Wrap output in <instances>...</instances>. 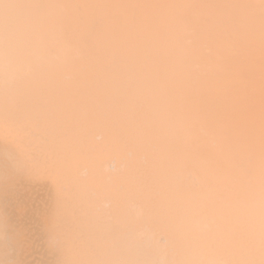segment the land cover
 <instances>
[{
	"label": "snow or ice",
	"instance_id": "snow-or-ice-1",
	"mask_svg": "<svg viewBox=\"0 0 264 264\" xmlns=\"http://www.w3.org/2000/svg\"><path fill=\"white\" fill-rule=\"evenodd\" d=\"M0 140L79 204L74 264L142 220L163 264H264V0H0Z\"/></svg>",
	"mask_w": 264,
	"mask_h": 264
},
{
	"label": "rangeland",
	"instance_id": "rangeland-1",
	"mask_svg": "<svg viewBox=\"0 0 264 264\" xmlns=\"http://www.w3.org/2000/svg\"><path fill=\"white\" fill-rule=\"evenodd\" d=\"M2 142L3 140H0V147L3 149L4 147H2ZM2 152L0 155V238H4L5 235H7L8 237L9 235L6 232L7 230L10 231L12 233H9L10 237L11 235L16 236H12L11 238L9 237V241L14 242V244L17 245L16 249L19 248L15 253V255L17 254L18 256L14 255L15 260H13L12 257L11 260H5V262H3L0 258L3 264H58L59 261H66L67 264H74V262L83 259L82 249L76 244L69 243L64 249L54 246L55 242L87 235L89 226L81 213L79 204L76 202H71L62 205L64 207L58 206L54 198V181L50 176L41 171H27L19 169L10 158H6L9 157L5 155L7 154V152ZM111 163H113V157L111 155H108L99 158L95 162V166L97 168L107 170L108 166ZM116 163L119 165L120 161L116 160ZM33 192L36 195H34ZM24 195H27L26 198L24 197ZM25 204L27 206H25ZM38 206L42 207H40L41 210H39L40 208ZM61 211L63 214L61 213ZM148 222L149 220H147L146 224ZM141 223L142 222L140 221V223H138L137 225L143 226L144 224L142 225ZM151 223L157 225L152 221ZM3 224L7 228L5 232ZM137 225L136 227L138 229ZM149 226L151 227L150 223ZM152 227L151 229L157 230V227ZM159 229H163V227ZM164 230H157L156 232H154V234L139 231V229L136 230L137 237L133 242L132 248L127 258L135 261L136 264H163V262L160 261L161 256L154 246L160 239L164 237V233H166L167 238L171 241V234L167 230ZM162 231H164V233ZM160 232L163 234H161ZM28 250L29 252H27ZM26 257H28V259ZM164 257L165 261L169 259L168 256Z\"/></svg>",
	"mask_w": 264,
	"mask_h": 264
},
{
	"label": "bare ground",
	"instance_id": "bare-ground-1",
	"mask_svg": "<svg viewBox=\"0 0 264 264\" xmlns=\"http://www.w3.org/2000/svg\"><path fill=\"white\" fill-rule=\"evenodd\" d=\"M3 142H5V141H3ZM2 142V147L4 146V144L5 143H3ZM1 144V143H0ZM1 146V145H0ZM1 148V147H0ZM0 151L2 152V153H6L5 151H4V148L2 149H0ZM1 152H0V155H1ZM6 156H8L7 154H5ZM2 158V157H1ZM6 158H9V157H6ZM1 161V160H0ZM20 169V168H19ZM7 170V169H6ZM10 170V169H9ZM16 171V170H15ZM21 171V170H20ZM19 171V172H20ZM18 172V173H19ZM7 173V172H6ZM23 173V172H22ZM9 175V174H8ZM36 175V174H35ZM6 176V175H5ZM46 176V175H45ZM33 177V176H32ZM40 177V176H39ZM13 178V177H12ZM21 178H22V176H21ZM44 178V177H43ZM10 179V178H9ZM51 179V178H50ZM50 179H47V180H50ZM44 180V179H43ZM46 180V179H45ZM7 181V180H6ZM21 181V180H20ZM33 181V180H32ZM37 181V180H36ZM40 181V180H39ZM17 182V181H16ZM43 182V181H42ZM41 182V183H42ZM7 183V182H6ZM18 183V182H17ZM9 184H10V182H9ZM12 184V183H11ZM14 184V183H13ZM37 184V183H36ZM47 184H49V183H47ZM21 185V184H20ZM42 185V184H41ZM24 186V185H23ZM29 186V185H28ZM37 186V185H36ZM18 187V186H17ZM32 187V186H31ZM11 188V187H10ZM13 188V187H12ZM28 188V187H27ZM34 188V187H33ZM5 189V188H4ZM6 189H7V187H6ZM26 189V188H25ZM20 190V189H19ZM19 190H18V192H19ZM26 191V190H25ZM29 191V190H28ZM35 191H37V190H35ZM50 191V190H49ZM12 192V191H11ZM15 192V191H14ZM21 192V191H20ZM30 192V191H29ZM45 192H46V190H45ZM8 193V192H7ZM24 193V192H23ZM32 193V192H31ZM1 194V193H0ZM19 194V193H18ZM21 194V193H20ZM27 194V193H26ZM33 194H34V192H33ZM49 194V193H48ZM53 194V193H52ZM34 195H36V194H34ZM27 196V195H26ZM26 196L24 195V197L26 198ZM33 196V195H32ZM38 196H39V194H38ZM52 196V195H51ZM49 197H50V195H49ZM13 198H15V197H13ZM31 198V197H30ZM41 200V199H40ZM18 201V200H17ZM5 202V201H4ZM1 204V203H0ZM56 204V203H55ZM25 206H27L26 204H25ZM32 206V205H31ZM50 206V205H49ZM39 207V206H38ZM41 207V206H40ZM39 207V208H40ZM56 207V206H55ZM62 207H64V206H62ZM19 208V207H18ZM30 208V207H29ZM38 208V209H39ZM42 208V207H41ZM41 208L39 209V210H41ZM71 208V207H70ZM28 209V208H27ZM9 210V209H8ZM20 210V209H19ZM46 210V209H45ZM52 210V209H51ZM59 210V209H58ZM65 210V209H64ZM50 211V210H49ZM63 211V210H62ZM62 211H61V213H62ZM16 212V211H15ZM28 212V211H27ZM40 212V211H39ZM42 212V211H41ZM66 212V211H65ZM38 213V212H37ZM58 213H59V211H58ZM4 214V213H3ZM27 214V213H26ZM36 214V213H35ZM41 214V213H40ZM39 214V215H40ZM63 214V213H62ZM43 215H44V213H43ZM52 215V214H51ZM12 217V216H11ZM42 217V216H41ZM7 218V217H6ZM19 218V217H18ZM37 218V217H36ZM62 218H64V217H62ZM16 219V218H15ZM79 221V220H78ZM143 221L144 220H142L141 222V224L143 225V226H139V225H137L138 226V229H139V231H143V232H146V233H149V234H154V232H156L157 230L159 231V230H164V229H159V228H162V226H160L159 227V225L157 226V225H154V224H152L151 223V221L149 220V222L146 224V222H147V220H145L144 221V223H143ZM14 222V221H13ZM46 222V221H45ZM20 223V222H19ZM31 223V222H30ZM49 223V222H48ZM47 223V224H48ZM140 223V222H139ZM149 223H150V225H151V227H152V225H153V227L152 228H155V227H157L156 229L157 230H154V229H151V227L149 226ZM154 223V222H153ZM9 224V223H8ZM156 224V223H155ZM16 225V224H15ZM36 225V224H35ZM44 225V224H43ZM46 225V224H45ZM4 226V227H3ZM3 228H5V230H4V232L6 231V226L3 224ZM14 227V226H13ZM42 227V226H41ZM9 229V228H8ZM137 229V227H136V230H138ZM21 230V229H20ZM26 230V229H25ZM13 231V230H12ZM19 231V230H18ZM165 231V230H164ZM164 231H162L163 233H164ZM9 236L7 237V235H5L4 236V238H0V258H1V260L3 261V262H5V260L6 261H9V260H11L12 259V257H13V260H15L14 258V255H15V253L17 252L16 250H18V249H16L17 248V245H15L14 244V242H11V241H9V237H10V234L9 233H11L10 231H8L7 230V232H6ZM161 233V232H160ZM163 233H161V234H163ZM12 234V233H11ZM18 234V233H17ZM20 234V233H19ZM26 234H27V232H26ZM12 236H16V235H11V237ZM20 236V235H19ZM163 238H166V239H168L167 238V235H166V233H164L163 234ZM10 237V238H11ZM26 238V237H25ZM18 239V238H17ZM11 240V239H10ZM27 240V239H26ZM19 241V240H18ZM24 241V240H23ZM26 244V243H25ZM24 246V245H23ZM28 246V245H27ZM27 248V247H26ZM27 250V249H26ZM27 252H29V250L27 251ZM158 253L160 254V256H161V259H160V261L161 262H164L165 261V257L164 256H166V255H164L163 253H161V252H159L158 251ZM27 254V253H26ZM15 256H18L17 254L15 255ZM25 256V255H24ZM23 256V257H24ZM29 256V255H28ZM27 259H28V257H26ZM0 260V261H1ZM19 262V261H18ZM21 262V261H20ZM7 263V262H6ZM20 264H22V263H20ZM25 264V263H24Z\"/></svg>",
	"mask_w": 264,
	"mask_h": 264
},
{
	"label": "clouds",
	"instance_id": "clouds-1",
	"mask_svg": "<svg viewBox=\"0 0 264 264\" xmlns=\"http://www.w3.org/2000/svg\"><path fill=\"white\" fill-rule=\"evenodd\" d=\"M0 264H3V262H2V261H0Z\"/></svg>",
	"mask_w": 264,
	"mask_h": 264
}]
</instances>
